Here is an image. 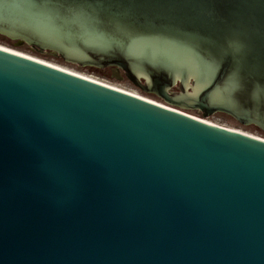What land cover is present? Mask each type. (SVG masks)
Returning <instances> with one entry per match:
<instances>
[{"label": "water", "instance_id": "water-1", "mask_svg": "<svg viewBox=\"0 0 264 264\" xmlns=\"http://www.w3.org/2000/svg\"><path fill=\"white\" fill-rule=\"evenodd\" d=\"M0 33L264 131V0H0ZM0 264H264V137L0 48Z\"/></svg>", "mask_w": 264, "mask_h": 264}, {"label": "rangeland", "instance_id": "rangeland-1", "mask_svg": "<svg viewBox=\"0 0 264 264\" xmlns=\"http://www.w3.org/2000/svg\"><path fill=\"white\" fill-rule=\"evenodd\" d=\"M0 43L3 45L9 46L11 48H14L16 50H20V51L29 53L31 55L40 57L42 59L51 61L53 63L59 64L63 67L70 68L71 70H75V71H78V72H81L84 74H88V75L94 76L98 79H101L103 81H106L108 83L114 84L116 86L131 90L133 92H137L141 95H144V96H147V97L152 98L154 100H157L159 102H162L163 104L169 105V106L174 107L176 109H179L183 112L191 113V114L199 116L201 118H205V119H208V120L213 121L215 123H218L220 125L222 124V125L230 127V128L241 129L245 132L264 137V131L261 130L260 127H258L257 125L241 124L238 120H236L234 117H232L231 115H229L227 113L216 111L210 115L205 116L203 114V111L199 108L184 107V106H180V105H176V104L175 105L170 104V103L166 102L164 99H162L161 97H159L158 95L141 89L140 87L135 85L127 77H124L123 79H119L116 76H112V68L111 67H107V68H103V69L101 68L102 69L101 73H99V72L94 71L92 68H90L88 66H81L79 64L66 61L63 58H61L60 56L56 55L54 52H50L49 50L34 51L29 46L24 44L25 42L20 43V39L13 38V37L10 39H7L1 34H0ZM173 90L179 91L180 90L179 85L175 86L173 88Z\"/></svg>", "mask_w": 264, "mask_h": 264}, {"label": "bare ground", "instance_id": "bare-ground-1", "mask_svg": "<svg viewBox=\"0 0 264 264\" xmlns=\"http://www.w3.org/2000/svg\"><path fill=\"white\" fill-rule=\"evenodd\" d=\"M0 48H1V49H4V50H7V51L14 52V53L23 54V55H26V56H28V57H32V58H34V59H37V60L43 61V62L48 63V64H50V65H53V66H55V67H58V68L64 69V70L69 71V72H72V73H75V74H77V75H80V76H83V77H87V78H89V79H92V80H95V81L101 82V83L106 84V85H109V86H111V87H114V88H117V89H120V90L126 91V92H128V93H131V94L136 95V96H138V97H142V98L147 99V100H149V101H154V102H158V103H161V104H162V102H159V101L154 100V99H152V98H149V97H147V96L141 95V94H139V93H137V92H133V91H131V90H128V89H125V88H122V87L116 86V85H114V84H111V83H108V82L103 81V80H101V79H98V78H96V77H94V76H91V75H88V74H84V73H81V72H78V71H75V70H71L70 68H66V67H63V66H61V65H59V64L53 63V62H51V61H48V60L42 59V58L37 57V56H34V55H31V54H29V53H26V52H23V51H20V50H16V49H14V48H11V47H9V46L3 45V44H1V43H0ZM184 113H187L188 115H191V116H193V117H197V118H199V119H202V120H204V121H206V122H208V123H211V124H213V125H216V126H218V127H223V128H226V129H230V130L236 131V132H238V133H245V134H248V135L257 136V135H254V134H251V133L245 132V131H243V130H241V129L230 128V127L224 126V125H222V124L220 125V124H218V123H215V122L210 121V120L205 119V118H201V117H199V116L193 115V114L188 113V112H184ZM257 137H261V136H257Z\"/></svg>", "mask_w": 264, "mask_h": 264}, {"label": "trees", "instance_id": "trees-1", "mask_svg": "<svg viewBox=\"0 0 264 264\" xmlns=\"http://www.w3.org/2000/svg\"><path fill=\"white\" fill-rule=\"evenodd\" d=\"M1 35H3L5 38H7V39H10V38H12V37H10V36H8V35H5V34H3V33H0ZM24 44H26L27 46H29L31 49H33L34 51H38V50H41L38 46H34V45H30V44H28V43H24ZM50 52H53V51H51V50H49ZM88 67H90V68H92L94 71H96V72H99V73H101V70L103 69H101V67H97V66H88ZM107 68V67H106Z\"/></svg>", "mask_w": 264, "mask_h": 264}, {"label": "flooded vegetation", "instance_id": "flooded-vegetation-1", "mask_svg": "<svg viewBox=\"0 0 264 264\" xmlns=\"http://www.w3.org/2000/svg\"><path fill=\"white\" fill-rule=\"evenodd\" d=\"M112 69H113V67H111ZM113 72H114V70H113Z\"/></svg>", "mask_w": 264, "mask_h": 264}]
</instances>
